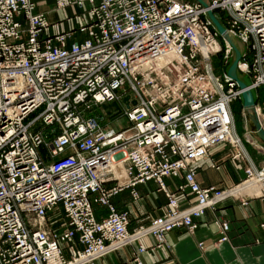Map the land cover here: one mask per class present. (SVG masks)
Masks as SVG:
<instances>
[{
	"label": "built area",
	"instance_id": "built-area-1",
	"mask_svg": "<svg viewBox=\"0 0 264 264\" xmlns=\"http://www.w3.org/2000/svg\"><path fill=\"white\" fill-rule=\"evenodd\" d=\"M204 2L54 0L58 8L81 7L85 17L49 35L34 0H0V264H92L144 233L162 240L172 227L190 231L205 208L242 197L231 185L201 186L194 178L192 164L212 145L234 143L228 105L242 89L226 72L212 71L218 32L206 10L224 12L225 27L243 43L240 71L252 72L249 85L256 86L264 83V0ZM222 40L226 60L232 47ZM121 97L128 126L99 124L83 112ZM37 121L50 131L34 129ZM41 144L49 161L38 152ZM263 168L246 167L245 177L261 176ZM181 169L182 182L167 188L163 178ZM109 179L114 184L103 186ZM147 179L163 190L167 208L128 231L126 212L109 196L125 186L135 194L132 186ZM178 189L194 200L179 203ZM93 191L107 207L100 218L90 205ZM58 203L66 223L56 231L45 214ZM218 225L224 239L227 223Z\"/></svg>",
	"mask_w": 264,
	"mask_h": 264
},
{
	"label": "crops",
	"instance_id": "crops-1",
	"mask_svg": "<svg viewBox=\"0 0 264 264\" xmlns=\"http://www.w3.org/2000/svg\"><path fill=\"white\" fill-rule=\"evenodd\" d=\"M34 2V10L42 11L45 15L48 22L45 31L49 35L75 28L85 17L81 7L69 5L54 8V0ZM214 17L221 23L219 14H214ZM233 38L241 51L243 43ZM251 90L254 104L250 108L243 107L240 96L234 99L239 101L236 116L231 108L232 101L228 105L232 129L240 141L238 145L221 141L212 145L207 155L192 164L194 178L199 185H213L217 188L231 185L232 189L256 175L252 173L250 177L241 180L245 176L246 167L256 171L264 164V140L256 131L255 121L258 120L254 111V108H258L264 115V83ZM245 110L251 111V115H246ZM42 150L39 146L38 152L42 159L49 161L50 157ZM182 172L181 169L177 176L164 177L166 187L171 188L175 183L182 182ZM117 174L123 179L122 171ZM114 182L113 179L106 180L103 186L109 187ZM263 184V181L260 182L257 190L252 185L240 188L233 192L235 195H243L240 199L226 197L214 207L205 208L200 215L193 217L196 226L190 231L184 225L172 227L163 232L162 240L144 233L129 243L97 256L92 264H136L135 257L143 264H264V196H249L259 193ZM132 189L135 194L130 186H125L109 196V202L117 211L126 212L128 231L148 224L151 218L167 208L166 196L154 179L137 182ZM96 195V191L88 193L94 215L100 218L107 213V207L93 199ZM175 197L179 203L195 198L188 189L175 190ZM45 220V225L52 230L59 231L64 227L66 217L59 203L46 212ZM220 220L227 223L224 239H218ZM60 245L63 247L64 243L60 242ZM139 245L143 246L140 251ZM77 246L80 245L77 243ZM63 252L68 256L64 249Z\"/></svg>",
	"mask_w": 264,
	"mask_h": 264
},
{
	"label": "rangeland",
	"instance_id": "rangeland-1",
	"mask_svg": "<svg viewBox=\"0 0 264 264\" xmlns=\"http://www.w3.org/2000/svg\"><path fill=\"white\" fill-rule=\"evenodd\" d=\"M54 8H58V7H56L55 4H54ZM214 11L217 14H219V18H220L221 23L224 24V26H227L226 19H224L222 17V16H224V12H222V10H214ZM214 28L216 29L215 26H214ZM217 34L218 35L215 36V37H216L217 40L219 39L218 40L219 50L215 51L214 53H212L210 55V63H211V67H212L213 73L215 75H217V76H221L222 73H224L226 71V68H227L230 60L232 59L233 54H231L226 60H224V58H223V49H222L223 48V40H222V37L220 36V34L219 33H217ZM211 58H212V60H211ZM250 58H251V52L249 51L248 54H246L244 56V60L249 61ZM237 74H238L239 77L243 78V80L247 81L248 82L247 84H249L251 79L253 78L252 72H250V73H242L240 71ZM253 87H255V86H253ZM237 98H238V96H236L235 98L230 100V101H232L231 108H232L233 113H234L235 116L239 112V101L238 100H234V99H237ZM124 106H125V102H124V100L121 97L119 99L106 101V102H103L101 104L91 105L90 108L83 109V112H84V114L94 115L96 117V119L98 120L99 124H108V125H110V126H112L114 128L125 127V126H128L130 123L128 122V120H127V118H126V116H125V114L123 112ZM35 112H36V110L33 113L29 114L28 118L31 117ZM244 113L246 115H248V114L251 115L252 112L249 111V110L248 111L245 110ZM33 128L34 129L43 128L46 131H50L51 126L50 127L44 126V125L42 126L41 123L39 121H37L33 125ZM262 131L264 132V129H262ZM40 147H41V149H43L42 151H46V146L44 144H41ZM118 171H121V167L117 168L116 173H118ZM243 178H246V177L244 176ZM252 179L255 181L256 177H252ZM255 195L264 196V191H262L261 194L260 193L259 194L258 193L249 194V196H255ZM241 196H243V195H241ZM237 199H240V198H237ZM45 222H46V220H45ZM62 227H63V225H62Z\"/></svg>",
	"mask_w": 264,
	"mask_h": 264
},
{
	"label": "water",
	"instance_id": "water-1",
	"mask_svg": "<svg viewBox=\"0 0 264 264\" xmlns=\"http://www.w3.org/2000/svg\"><path fill=\"white\" fill-rule=\"evenodd\" d=\"M198 1L205 4L204 0H198ZM206 12H207V15L209 16V18L211 19L213 25L216 27L220 36L222 38H224L225 40H227L232 47L233 56H232V59L230 60L228 66L226 68V73L236 81V84L239 87L242 88V90L240 91V97L242 100V105H243V107L248 109V107L250 108V106H252L254 104L253 93H252L251 88L247 86L245 80H243V78L239 77L236 73L235 65H236V61H237L238 57L240 56V52H239V49L237 47V44L233 38V35L216 19V17H214L212 11L210 9H207ZM255 123H256L257 133L264 140V132L261 130V128H259L258 123L256 121H255Z\"/></svg>",
	"mask_w": 264,
	"mask_h": 264
},
{
	"label": "bare ground",
	"instance_id": "bare-ground-1",
	"mask_svg": "<svg viewBox=\"0 0 264 264\" xmlns=\"http://www.w3.org/2000/svg\"><path fill=\"white\" fill-rule=\"evenodd\" d=\"M213 15L216 14V12H212ZM226 28V27H225ZM227 29V28H226ZM228 30V29H227ZM229 31V30H228ZM230 32V31H229ZM231 33V32H230ZM232 34V33H231ZM233 37L237 38L234 34H232ZM224 39V38H223ZM238 39V38H237ZM219 40V39H218ZM218 40L215 39V46H218L219 43H218ZM240 42L241 40L238 39ZM227 41V40H226ZM228 42V41H227ZM229 43V42H228ZM230 44V43H229ZM221 47V46H220ZM240 52V51H239ZM232 54H233V50H232ZM212 60V58H211ZM227 65V64H226ZM235 69H236V72H240V70H243L244 69V63H242V61L240 60V56L238 57L237 61H236V65H235ZM226 72V71H225ZM238 75V74H237ZM244 77V76H243ZM236 82V81H235ZM250 84V83H249ZM248 85V87H250L251 89L253 88V86L251 85ZM238 86V85H237ZM242 90V89H241ZM232 103V102H231ZM249 108V107H248ZM231 111V110H230ZM229 111V116H230V125H229V129H228V133L227 135L230 137V139L234 142V143H237L236 145H238V143L240 142L239 141V138L237 137V135L233 132V129H232V116H231V113ZM254 111H255V114L257 116V120H258V124L260 126L261 129H264V125L262 123V118L264 117V115L259 111L258 108H254ZM112 167L114 168L115 172L118 168V164H113ZM261 170V176H257V174L254 176L256 177V180L254 181L252 178H249V179H246L245 181H243L240 185L234 187L231 189L232 192L234 191H237L239 190L240 188H243V187H247V186H253L255 190H257L258 188V184L260 182H262V180L264 179V168L263 169H260ZM98 258V257H97Z\"/></svg>",
	"mask_w": 264,
	"mask_h": 264
}]
</instances>
